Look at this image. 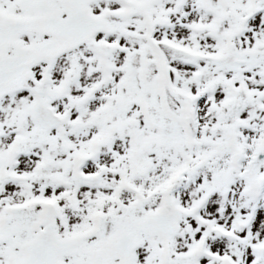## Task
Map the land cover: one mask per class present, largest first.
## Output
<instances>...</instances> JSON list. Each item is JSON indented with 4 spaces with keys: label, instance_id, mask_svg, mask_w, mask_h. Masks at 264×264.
<instances>
[{
    "label": "snow or ice",
    "instance_id": "obj_1",
    "mask_svg": "<svg viewBox=\"0 0 264 264\" xmlns=\"http://www.w3.org/2000/svg\"><path fill=\"white\" fill-rule=\"evenodd\" d=\"M0 264H264V0H0Z\"/></svg>",
    "mask_w": 264,
    "mask_h": 264
}]
</instances>
